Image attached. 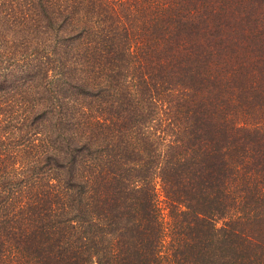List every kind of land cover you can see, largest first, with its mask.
Segmentation results:
<instances>
[{"label": "trees", "instance_id": "16d2710c", "mask_svg": "<svg viewBox=\"0 0 264 264\" xmlns=\"http://www.w3.org/2000/svg\"><path fill=\"white\" fill-rule=\"evenodd\" d=\"M0 264H264V0H0Z\"/></svg>", "mask_w": 264, "mask_h": 264}]
</instances>
